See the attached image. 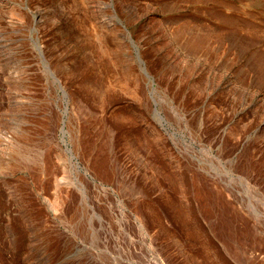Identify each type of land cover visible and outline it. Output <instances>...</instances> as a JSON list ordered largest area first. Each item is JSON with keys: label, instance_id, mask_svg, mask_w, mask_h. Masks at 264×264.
Masks as SVG:
<instances>
[{"label": "rangeland", "instance_id": "374dc122", "mask_svg": "<svg viewBox=\"0 0 264 264\" xmlns=\"http://www.w3.org/2000/svg\"><path fill=\"white\" fill-rule=\"evenodd\" d=\"M0 264H264V0H0Z\"/></svg>", "mask_w": 264, "mask_h": 264}]
</instances>
